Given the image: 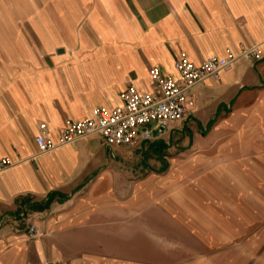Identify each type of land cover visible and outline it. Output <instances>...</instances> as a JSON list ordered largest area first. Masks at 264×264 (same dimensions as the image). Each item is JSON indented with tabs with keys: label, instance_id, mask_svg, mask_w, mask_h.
Segmentation results:
<instances>
[{
	"label": "crops",
	"instance_id": "crops-1",
	"mask_svg": "<svg viewBox=\"0 0 264 264\" xmlns=\"http://www.w3.org/2000/svg\"><path fill=\"white\" fill-rule=\"evenodd\" d=\"M31 10H42V19L15 31L17 69L0 71V264H112L86 244L95 234L96 204L109 200L112 147L88 138L41 154L40 126L57 138L70 119L120 107L132 85L151 92L153 67L178 77L182 52L199 65L231 50L238 59L220 80L195 89L192 117L202 126L214 123L261 85L264 0H42ZM253 48L261 59L243 54ZM213 99L220 100L214 118L206 111ZM5 159L10 167L3 168ZM89 187L98 194L78 197ZM25 197L52 200L43 210H27ZM32 225L35 239L28 235Z\"/></svg>",
	"mask_w": 264,
	"mask_h": 264
},
{
	"label": "rangeland",
	"instance_id": "rangeland-1",
	"mask_svg": "<svg viewBox=\"0 0 264 264\" xmlns=\"http://www.w3.org/2000/svg\"><path fill=\"white\" fill-rule=\"evenodd\" d=\"M33 4L42 0H0V71L17 69L12 47L23 21L42 19ZM261 77L212 124L191 116L158 140L111 148L109 200L96 204L86 241L92 254L112 264H264ZM219 101L207 107L212 118Z\"/></svg>",
	"mask_w": 264,
	"mask_h": 264
},
{
	"label": "built area",
	"instance_id": "built-area-1",
	"mask_svg": "<svg viewBox=\"0 0 264 264\" xmlns=\"http://www.w3.org/2000/svg\"><path fill=\"white\" fill-rule=\"evenodd\" d=\"M243 54L258 59L262 57L255 48ZM237 59L238 56L227 50L226 57H210L197 65L182 52L174 65L178 77L165 75L159 67L150 70L149 77L154 84L151 92H140L132 85L121 93L120 107L113 110L100 107L82 119H70L57 138L48 133L46 124H42L41 133L36 137L39 151L41 154L51 153L88 138H98L112 148L135 147L153 141L171 124L190 118L197 106L195 89L208 79L220 80L222 72ZM11 165L8 159L2 160L3 168ZM28 235L31 239L37 238L38 227L32 225Z\"/></svg>",
	"mask_w": 264,
	"mask_h": 264
},
{
	"label": "trees",
	"instance_id": "trees-1",
	"mask_svg": "<svg viewBox=\"0 0 264 264\" xmlns=\"http://www.w3.org/2000/svg\"><path fill=\"white\" fill-rule=\"evenodd\" d=\"M52 198L49 197L48 201L46 203H39V202H33V200L30 197H25L20 199L21 205L25 209H30V210H43L48 207L50 204Z\"/></svg>",
	"mask_w": 264,
	"mask_h": 264
}]
</instances>
